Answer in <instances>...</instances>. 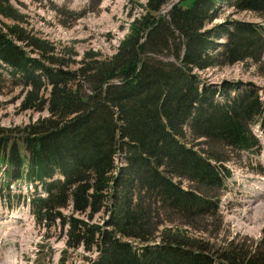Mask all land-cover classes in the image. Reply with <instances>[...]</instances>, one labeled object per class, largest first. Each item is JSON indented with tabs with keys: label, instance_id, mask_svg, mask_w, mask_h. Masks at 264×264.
Segmentation results:
<instances>
[{
	"label": "trees",
	"instance_id": "16d2710c",
	"mask_svg": "<svg viewBox=\"0 0 264 264\" xmlns=\"http://www.w3.org/2000/svg\"><path fill=\"white\" fill-rule=\"evenodd\" d=\"M225 5L264 21V0H147L106 56L31 33L0 0L15 19L0 17V67L22 87L19 108L41 114L0 126L2 196L25 198L11 185L33 182L37 222L58 223L66 248L95 251L90 264H264V244L193 234L223 217L230 153L259 152L252 126L264 131L254 86L199 72L264 55V22L215 24Z\"/></svg>",
	"mask_w": 264,
	"mask_h": 264
},
{
	"label": "rangeland",
	"instance_id": "374dc122",
	"mask_svg": "<svg viewBox=\"0 0 264 264\" xmlns=\"http://www.w3.org/2000/svg\"><path fill=\"white\" fill-rule=\"evenodd\" d=\"M146 1L10 0V3L23 18L21 23L31 29V33L57 45L73 48L79 55L92 49L109 56L129 31L134 17L144 11ZM0 17L5 25L15 23V19ZM225 19L264 22L254 12L237 11L226 5L221 8L214 23H221ZM199 72L213 85L239 83L240 89L242 85H252L264 101V55L258 61L238 62ZM21 89L10 79L8 71L0 67V126L22 127L41 115L19 108L23 96ZM46 114L43 111L42 115ZM255 125L252 131L260 135ZM259 141L263 145L259 152L230 153L227 166L232 177L227 182V189L221 192L223 217L216 220L217 223L211 219V225L202 227L200 232L195 231L194 235H202L218 247L227 246L230 241H245L250 245L249 249L254 250L264 244V191L258 188L245 190L253 181L257 182V186L264 187V137L260 136ZM183 184L188 185L187 182ZM21 203L17 198L9 200L0 195V264H10L6 260L8 255H17L18 264H90L87 259L95 257L97 253L85 251L82 247L66 248L65 235L58 223L51 229H43L36 222L13 221V212L23 213L26 210ZM64 212L68 214L69 210L65 209ZM218 224L219 228H216Z\"/></svg>",
	"mask_w": 264,
	"mask_h": 264
},
{
	"label": "bare ground",
	"instance_id": "6f19581e",
	"mask_svg": "<svg viewBox=\"0 0 264 264\" xmlns=\"http://www.w3.org/2000/svg\"><path fill=\"white\" fill-rule=\"evenodd\" d=\"M19 214H21V213H17V212H15L14 213V215L12 216V218L14 219V218H22V219H25V216L24 215H22V216H20ZM18 256L17 255H15V258H14V262H18ZM20 262V261H19ZM22 264V263H21Z\"/></svg>",
	"mask_w": 264,
	"mask_h": 264
},
{
	"label": "water",
	"instance_id": "95a60500",
	"mask_svg": "<svg viewBox=\"0 0 264 264\" xmlns=\"http://www.w3.org/2000/svg\"><path fill=\"white\" fill-rule=\"evenodd\" d=\"M176 1H178V0H176Z\"/></svg>",
	"mask_w": 264,
	"mask_h": 264
}]
</instances>
